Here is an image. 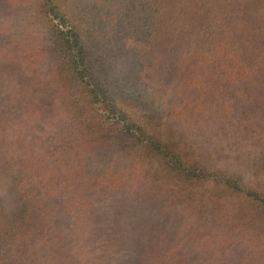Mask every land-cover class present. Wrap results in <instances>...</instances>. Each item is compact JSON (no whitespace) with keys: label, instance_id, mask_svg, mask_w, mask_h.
I'll use <instances>...</instances> for the list:
<instances>
[{"label":"trees","instance_id":"trees-1","mask_svg":"<svg viewBox=\"0 0 264 264\" xmlns=\"http://www.w3.org/2000/svg\"><path fill=\"white\" fill-rule=\"evenodd\" d=\"M21 2L26 7L30 2L27 9L37 8L26 20L13 17V13L4 17L1 12L12 8V3L9 8H0V119L2 114H8L2 105L5 101L10 106L11 101L15 102L20 109L19 91L26 87L21 78L29 70L33 74L31 85H27L31 91L35 92L37 85L43 87L40 78L50 77L48 85L57 93L53 103L42 101V96L50 99L47 86L45 91L37 92L38 98L31 93L28 104L33 111L29 110V114L35 116L32 120L36 121V127L39 120H45L44 109L51 107L54 113L56 104L70 122L71 131L67 133L75 143L67 154L69 160L57 158L50 162L47 153L36 162L31 156L8 148L12 142L0 145L3 160L0 170L8 178L11 197V206L7 208L0 198V264H264V181L258 177L264 163L254 162L253 174L258 180L252 183L238 173L215 167L209 161L202 162L199 144L175 120L172 111L133 94L128 97L124 88L118 89L122 104H132L134 109L130 110L96 81L79 27L70 23L55 0ZM147 3L152 13L150 27L157 29L161 23L163 27L168 24L170 44H176L172 49L180 46L178 41L186 40L181 17L176 16L184 7L189 20L187 36L192 43L202 45V35H210L211 39L217 30L231 34L236 28L227 24L236 19L245 22L244 30H251L252 34L241 33L239 39L230 35L225 39V43L233 46L225 55L227 60L247 53V46L253 42L261 46L254 47L253 55L254 51L264 54V37L255 38L260 34L258 25H264V7L255 11L261 6L255 0H148ZM165 16L167 19L163 20ZM24 22L32 26L34 33H29L30 37L40 38L30 42L26 50L23 48L28 41L22 42L25 33L19 43L14 38V32ZM193 30L197 35H188ZM8 37L14 44V52L29 53L30 65L26 68L23 59L4 53ZM216 53L220 57V52ZM247 62L248 68L257 62L264 67L261 57ZM9 88L16 93L11 100L13 93L9 94ZM39 114L43 118L39 119ZM56 114L49 117L50 122L56 117L61 121V115ZM3 130L7 127L0 120V142L8 139ZM16 138L19 141L21 136ZM74 147L76 152L70 155ZM90 170L96 175L90 177ZM134 182L146 185L148 192L135 196L130 190ZM125 186L128 194L119 195L117 189ZM98 189L115 192L107 201ZM150 191L162 193L171 205L189 214L190 223L194 222L199 235L206 236L197 245L206 249L204 257L178 255L183 242H171L157 224L164 216L166 220L171 217L165 206L159 214L151 208L144 213L139 210L140 216L130 215L132 211L123 213L125 207L143 208L149 197L154 201L156 198ZM128 201L131 203L126 204ZM153 216H159L156 223L150 222ZM214 223L215 230L209 231ZM112 226L119 232L114 233ZM220 226L224 228L219 230ZM121 231H125V239L130 238V242L136 238L132 254L121 247L118 240ZM240 245L247 249L238 255Z\"/></svg>","mask_w":264,"mask_h":264},{"label":"rangeland","instance_id":"rangeland-1","mask_svg":"<svg viewBox=\"0 0 264 264\" xmlns=\"http://www.w3.org/2000/svg\"><path fill=\"white\" fill-rule=\"evenodd\" d=\"M147 1L55 0L66 13L70 23H75L79 27L81 41L88 55V64L96 81L103 85L109 93L112 92L120 105H124L123 107L130 110L134 109L132 104H126L127 102L122 104L120 100L117 90L124 88L125 95L128 97L133 94L139 99L144 98L172 111L175 120L190 133L194 142L199 144L200 151L203 153L202 162L209 161L215 167L238 173L246 181L254 183L255 180H258L253 174L254 162L262 161V164L264 163V67L259 62L255 63L252 68H248L246 64H248V60L253 62L259 57L264 59V54L254 51L253 55L252 51L254 47L260 48L261 46L254 45V42L250 43L247 46V53L242 56L236 55L235 59H231L230 56L227 60L225 55L233 49V46L225 43V39L230 38V35H233L234 39H239L237 37L241 33L252 34L251 30H244L245 22L236 19L227 24L236 28V31L231 34L217 30L211 39L210 35H202V45L192 43L187 36L189 20L188 16L184 15L187 12H184L185 8L183 7L180 15L176 14V16L181 17L180 21L183 22V27L186 26L185 28L181 27L184 29L182 35L186 36V40L178 41L180 46L177 49H172L176 44H170L168 24L163 27L164 24L161 23L157 29L150 27L152 13H149L151 8ZM255 2L256 5H261L256 7L255 11L263 9L264 0H255ZM9 3H12L13 7H10L6 12H1L4 17L13 13V17L17 19L22 17L26 20L37 11L36 7L27 9L30 2L26 7L21 0H0V8L3 9L5 6L9 8ZM140 7L144 10L141 11ZM7 16L4 18L5 22L9 20ZM165 18L167 19L165 16L163 20ZM8 27H11L10 24ZM33 28L36 26L33 25ZM257 28L260 29V34L255 38H263L264 25L261 27L259 24ZM31 32L34 33L32 26L26 22L21 23L14 32V38L18 43L22 33H25L22 42L27 40L28 43H25L23 50L30 46V42L40 40L36 35L30 37L29 33ZM193 34L197 35V31L193 30L188 35ZM6 43L3 49L6 55L14 59H23L25 68L30 65L29 53L14 52V44L11 43L9 37L6 39ZM170 48L172 52H170ZM209 48L211 50H208ZM216 51L220 52V57ZM10 61L11 58L8 59V62ZM230 61L234 62L230 63ZM260 67L263 68L262 72ZM32 76L31 71L27 70V74L21 78L23 86L26 87L19 91L20 109L13 101L10 102L13 103L12 106L8 104V101L2 104L5 106L4 111H8L6 112L8 114H2L0 119L2 125L7 127V130L3 131L8 139L5 142H0V145L6 146L12 142L10 146H7L8 148H13L18 153H25L36 162L41 160L45 153H47L46 159L49 162L57 158L67 161L69 160L67 154L71 145L73 147L75 143L73 137L67 133V130L71 131L70 122L67 118L64 119L61 108L54 104V113H51V107L44 109L45 120L41 114L37 115L39 119H43L39 120V126L36 127V121L32 120L34 115L29 114V110L33 111L28 104L31 93L35 96L38 91H45L44 87L47 86L50 99H45L42 96V101L47 103H53L57 93L53 86L48 85L49 81L51 82L50 77L40 78L44 82L43 87L37 85L35 92L31 91L27 85L30 84ZM11 93L13 90L9 88V94ZM15 94H11L9 99H14ZM38 97L36 95V98ZM14 106H17V109ZM56 112L57 116L61 115V121L56 117L50 122L49 117ZM53 123L56 126H52ZM17 136H21L19 141ZM48 137L52 138L47 139ZM60 152L61 157H59ZM75 152L76 148L74 147L70 155ZM2 161L0 158V166L3 165ZM94 175L96 174L90 170V177ZM258 177L264 181V170L258 172ZM7 180L4 172L0 170V198L6 208L11 206ZM134 184V188L130 189L131 187H129V189L135 193V196L138 197L148 192L145 189L146 185L136 182ZM127 190L128 187L125 186L122 189H117V193L119 195L128 194ZM114 192L110 189L102 190V198L105 197L108 201L109 195L113 196ZM150 192L156 199L152 201L148 196L149 199L143 206L146 209L141 207L136 210H128L125 207L123 213L132 211L130 215L140 216L139 210L144 213L151 208L157 211L156 214H159L161 208L165 206L171 216L170 219L166 220L167 216H164V220L161 219L158 223L159 216H153L150 222L154 221L161 225L165 237L171 242H183V247H179L177 252L178 255L187 254L198 259L204 257L206 249L199 248L197 245H200L206 236L199 235V230L195 229L194 222L190 223L189 214L181 208L171 205L168 200L162 197V193ZM132 202L135 203V201ZM128 203L130 204L131 201L126 202V204ZM104 206H106L105 203ZM102 220L103 215L100 216V221ZM216 226V223L211 224L209 228L213 229L209 231H214ZM223 228L220 226L219 230ZM111 230L114 233L119 232L114 226L111 227ZM121 233L118 240L122 249H125V253L132 254L133 245L137 242L136 238L130 242V238L125 239V231H121ZM200 240L201 242H199ZM98 244L101 245V243ZM245 248L247 249L246 246L240 245L238 255H241Z\"/></svg>","mask_w":264,"mask_h":264}]
</instances>
